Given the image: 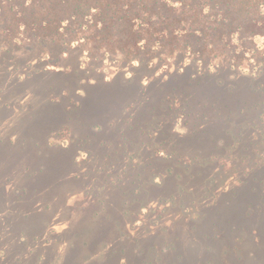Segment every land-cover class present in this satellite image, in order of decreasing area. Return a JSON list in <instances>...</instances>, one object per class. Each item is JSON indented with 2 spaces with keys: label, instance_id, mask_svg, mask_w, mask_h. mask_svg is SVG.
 <instances>
[{
  "label": "rangeland",
  "instance_id": "1",
  "mask_svg": "<svg viewBox=\"0 0 264 264\" xmlns=\"http://www.w3.org/2000/svg\"><path fill=\"white\" fill-rule=\"evenodd\" d=\"M1 26L0 264H264V68L96 64Z\"/></svg>",
  "mask_w": 264,
  "mask_h": 264
},
{
  "label": "trees",
  "instance_id": "2",
  "mask_svg": "<svg viewBox=\"0 0 264 264\" xmlns=\"http://www.w3.org/2000/svg\"><path fill=\"white\" fill-rule=\"evenodd\" d=\"M0 26L6 42L78 50L96 64L264 68V0H0Z\"/></svg>",
  "mask_w": 264,
  "mask_h": 264
}]
</instances>
